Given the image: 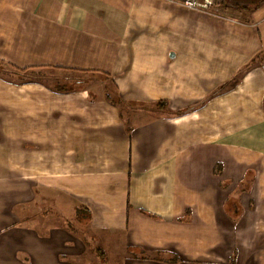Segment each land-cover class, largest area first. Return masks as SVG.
Returning <instances> with one entry per match:
<instances>
[{
    "label": "crops",
    "instance_id": "crops-1",
    "mask_svg": "<svg viewBox=\"0 0 264 264\" xmlns=\"http://www.w3.org/2000/svg\"><path fill=\"white\" fill-rule=\"evenodd\" d=\"M228 17L0 0V59L69 87L0 78V264H264V68L218 91L264 50V5Z\"/></svg>",
    "mask_w": 264,
    "mask_h": 264
},
{
    "label": "trees",
    "instance_id": "trees-1",
    "mask_svg": "<svg viewBox=\"0 0 264 264\" xmlns=\"http://www.w3.org/2000/svg\"><path fill=\"white\" fill-rule=\"evenodd\" d=\"M262 5H264V0H222L219 12H215L212 8L206 10L208 12L214 13L216 15L225 18L228 17V14L236 12L240 15H243V21L248 23L251 22L252 13ZM259 66H262L264 68V50L256 54L245 66H243L237 72L235 77L232 79L231 83H227L225 87H222L218 91L224 92L230 89L231 87H234L242 76H244L251 69ZM84 72L88 74L90 71L85 70ZM0 78L9 82H19V83L39 81L45 84L50 89L54 90L55 92H64V90L66 91V89L69 88L67 87V85L61 83V80H59V78L50 74H43L41 67L20 68L13 64L7 63L1 59H0ZM218 91H216L215 93H217ZM103 92H104V98L108 102L114 104L115 106H120L121 103L123 102V99L121 98L112 79L104 85ZM156 104L164 105V106L169 105L168 101L165 100L158 101ZM197 107L198 106H193L183 109L179 112V114H187L191 111L196 110ZM77 219L82 222L86 220L84 224H87L91 219V214L89 210L83 207L80 208L79 212L77 213Z\"/></svg>",
    "mask_w": 264,
    "mask_h": 264
},
{
    "label": "built area",
    "instance_id": "built-area-1",
    "mask_svg": "<svg viewBox=\"0 0 264 264\" xmlns=\"http://www.w3.org/2000/svg\"><path fill=\"white\" fill-rule=\"evenodd\" d=\"M191 9H210L219 12L222 0H178Z\"/></svg>",
    "mask_w": 264,
    "mask_h": 264
},
{
    "label": "rangeland",
    "instance_id": "rangeland-1",
    "mask_svg": "<svg viewBox=\"0 0 264 264\" xmlns=\"http://www.w3.org/2000/svg\"><path fill=\"white\" fill-rule=\"evenodd\" d=\"M234 14H235V15H239V16H241V18H243V15H240V14H238V13H236V12H234Z\"/></svg>",
    "mask_w": 264,
    "mask_h": 264
}]
</instances>
